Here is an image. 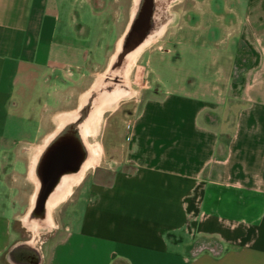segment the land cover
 <instances>
[{
	"label": "crops",
	"instance_id": "1",
	"mask_svg": "<svg viewBox=\"0 0 264 264\" xmlns=\"http://www.w3.org/2000/svg\"><path fill=\"white\" fill-rule=\"evenodd\" d=\"M78 1L103 21L98 37L89 36L79 11L66 7L72 0H0V264H264V0H243L242 16L235 8L242 0H190L189 8H178L185 22L149 58L156 72L151 91L119 114L126 123L109 125L103 167L83 178L87 168L66 191L70 195L79 183L70 198L47 204L40 216L51 227L52 209L63 202L47 240L24 237L38 183L36 155L29 164L21 152L24 143L38 141L42 124L47 130L40 112L33 114L34 84L40 75L82 78L114 50L77 106L58 114L38 153L61 117L75 111L105 73L133 18L134 10L118 32L111 0ZM211 20L227 31L223 37ZM185 27L194 31L193 40L181 32ZM242 42L254 57L236 76ZM156 58L177 74L164 75ZM23 76L31 83L25 117L18 86ZM218 116L237 118L222 123ZM106 163L115 164L107 178ZM24 180L32 182L28 208Z\"/></svg>",
	"mask_w": 264,
	"mask_h": 264
},
{
	"label": "rangeland",
	"instance_id": "2",
	"mask_svg": "<svg viewBox=\"0 0 264 264\" xmlns=\"http://www.w3.org/2000/svg\"><path fill=\"white\" fill-rule=\"evenodd\" d=\"M102 1L104 2L108 0H102ZM72 2H73L72 4H68L66 7L71 8L72 11H77V12L79 11L81 13L83 17L82 18L83 21L86 22V24L91 29V33L89 34V36H91L92 38H95L101 35L104 31L103 21H101L100 19L95 20L94 17H92L87 5L79 7L78 0H72ZM110 2H111V4L109 3L110 11H112L114 15L119 17L118 32H120V30H124V28L129 22V17L135 8L134 0L133 1L132 0H111ZM144 2L145 3L142 5V8L140 9V12L137 15V19H136V26L139 27V35H143L149 32H153L155 34V32L159 28H161V30L159 34H157V36L153 38V40L137 55L136 60L131 67V70L129 73L130 88H131L130 95L121 99L115 106H113L110 109H106L102 113L100 122L98 123L97 128H96L98 135L96 134L93 138L94 141H98L101 143L102 152H101L100 158L98 159L97 164L93 167L88 168L84 176H86L88 173H92L96 167H99L98 166L99 164L101 165L100 167H103L104 165V163L101 162V157L103 156V153H104L102 142L105 139V145L108 146L112 140L109 136V131H110L109 125L115 122L116 123L118 122L121 124L126 123V121L119 119V116H121L119 114L126 112V107L129 103L131 105H134L136 103L135 99H140L144 97L145 94L151 91L149 80L156 76V72L151 71L149 69V58L151 54L152 55L160 54L162 48L165 46L164 41L166 40L167 33L177 28L178 26H180L183 22H185L180 19L181 14L177 13L178 8L181 9L183 7L184 9H186L191 6L189 3L190 0H145ZM119 5L121 6L118 7ZM243 7H244L243 0L240 1V3H236L235 5V8L238 11L240 16H242L244 12ZM117 9L118 11H116ZM154 15L156 16L155 18H153ZM225 17L227 18L226 21L228 22V19L231 18V14L226 12ZM212 23L216 25L215 26L212 25L211 27L214 28L215 32L218 33L220 37H223L224 33H226L227 31L222 28H217L216 20L215 21L211 20L210 24ZM190 30L191 29H188L185 27L181 30V32L185 33L189 31L186 37L189 38L190 40H193L194 31L192 32ZM122 33L123 31L119 33L120 35L118 36V38L121 36ZM115 35L116 33H113V32L108 34L107 37H108V40L110 41V44H112ZM208 40H209L208 42L213 41L212 39H208ZM227 41H228V38H227ZM242 43L243 44H241V47L239 48V51L237 54L236 67H235L236 76L240 73V70L247 63L253 60V57H254V55L250 54L249 47L247 46V44H245L244 42ZM112 52H109L108 60ZM97 56H98L97 58L99 59L98 63H103L104 56L103 55L101 56L97 55ZM108 60L107 62H105L104 66L102 67H98L96 69H88L86 71V76H83L82 78H78V76H75L74 73L68 75L71 78L63 74H59V76H55V77L52 76L50 77L49 80H44L42 75H40L37 78V81L34 84V90H33L34 91L33 92V103H34L33 114L36 118L38 116V111L40 112L41 117L43 118L42 122H44L45 120L47 130L45 131V128L42 127L43 125L42 124L40 126L41 127L40 136L37 138L38 141L33 144H27V143L23 144L24 149L21 152V154H23L25 158V162H29L30 164L31 158L34 155H36L38 149L40 148V145L43 143L45 138L56 128L57 121H58V114L62 111L73 109L74 107L77 106L81 93L91 85V83L95 79V75L99 72H102L106 68ZM243 60H244V63L243 62L241 63V61ZM152 62L156 66L160 64V67L162 68L161 71L163 72L164 75L173 76L177 74L174 69L167 68V66L165 67L166 63L159 61L157 58L155 60L153 59ZM127 65H128V62H127ZM125 76L126 75L124 74V78ZM30 84L31 83H29V81H27L24 76L19 79V84H18L19 91L23 96V97L21 96L20 104H21L22 114L24 115V117L29 109L28 102H26V100L28 98V95H30L28 92V89L31 88ZM20 87H23L24 89L22 90V92L20 90ZM53 88L55 90H51ZM48 89H50L53 92L48 93L47 92ZM239 90L240 89H238V91ZM18 98H20V94L19 96L18 95H15V97L13 96L9 102L11 103L12 101H16V100L19 101ZM232 106L234 108L239 107L238 103H235V104L233 103ZM236 118L237 117L235 116H232V117L218 116L217 117L218 122L223 123L225 121L226 123L230 122L232 124L236 121ZM22 121H23L22 123L24 127L25 126L27 127L28 120L26 118H23ZM106 127L107 129H106L105 138H104L103 132ZM106 165L107 166H104V167L106 169L105 173H106V178H107V175H110L113 172V167L115 166V164L106 163ZM25 166L26 165L21 164L20 165L21 170H25ZM6 170L7 172L10 171V167L8 165L6 166ZM78 184L79 183L75 184L72 187V191L75 190ZM23 186H25L26 188L25 190H21V192L24 195L23 200H22L24 201L23 206L24 207L27 206L28 208V206H30L28 198L30 197V193L32 191V182H30V180H24ZM72 191L70 195L67 196L66 199L72 196L71 195ZM62 203L63 202H60L57 206H55L52 209L51 215L53 218V226L51 227H47L43 224L42 217L40 216L39 208L38 207L32 208L31 212L27 215L28 217L32 216L33 218H35L38 225L34 229L31 227V224H32L31 221L23 220V223L26 225V227H24V230H25L24 237L32 238L33 240H36L38 243L40 241L47 240L50 233L52 232V229L55 228L56 216L58 215V210ZM45 247H47V244L45 245Z\"/></svg>",
	"mask_w": 264,
	"mask_h": 264
},
{
	"label": "bare ground",
	"instance_id": "3",
	"mask_svg": "<svg viewBox=\"0 0 264 264\" xmlns=\"http://www.w3.org/2000/svg\"><path fill=\"white\" fill-rule=\"evenodd\" d=\"M144 1L138 0L133 14V27L125 38H121L118 42L117 51L112 56L109 64L111 66L110 73L87 96L84 107L76 114L69 116L66 122H63L64 126L62 129L51 138L37 158L33 170V176L38 183V194L35 198L34 208L38 207L40 214L43 213L48 203L54 204L57 202L59 199L58 194L69 182L66 177L76 174L81 165L90 158L88 151L84 148L81 131L94 113L101 109L103 111L99 114L95 128L91 127L89 129L87 137L90 142L98 145L100 154L102 152L100 143L93 140L97 134L96 128L100 122L102 113L106 109L112 108L108 104V101L120 95L121 91L125 88L123 83L125 70H129L130 73L131 67L140 53L139 46L153 35V32L139 35V27L136 26L137 15L145 3ZM155 17L154 15L153 18ZM127 62L129 63L128 65ZM131 63L132 65L130 66ZM73 149L78 153L77 160L68 171L60 170L61 167L56 166V162L64 160ZM28 220L32 222L31 227L35 229L38 225L36 219L31 216Z\"/></svg>",
	"mask_w": 264,
	"mask_h": 264
},
{
	"label": "flooded vegetation",
	"instance_id": "4",
	"mask_svg": "<svg viewBox=\"0 0 264 264\" xmlns=\"http://www.w3.org/2000/svg\"><path fill=\"white\" fill-rule=\"evenodd\" d=\"M132 1H133V0H132ZM135 1L138 2V0H135ZM118 7H119V6H118ZM134 10H135V9H134ZM133 14H134V12H133ZM130 16H131V15H130ZM129 20H130V17H129ZM132 27H133V18H132V23H131L130 31H131ZM124 29H125V28H124ZM160 30H161V28H160ZM160 30H159V32H160ZM123 31H124V30H123ZM130 31H129V32H130ZM159 32H158V34H159ZM124 34H125V33H124ZM124 34H123V35H124ZM121 38H122V37H121ZM121 38H120V39H121ZM149 41H150V40L147 39V40H145V41L139 46L138 49H139L140 52H141V51H142V50H143V49L149 44ZM114 49H115V48H114ZM113 51H114V50H113ZM116 51H117V49H116ZM116 51H115V52H116ZM128 64H129V63H128ZM131 65H132V63L130 64V66H131ZM129 68H130V67H129ZM106 72H107V70L105 71V73H104L100 78H98V80L94 83V85L88 90V92L85 94V96H84V98H83L81 104L79 105V107H78L75 111H73V112H69V113H66V114H64V115L61 117L60 123H59V125H58V127H60L59 131H60V130L62 129V127L64 126L63 122H66V120L68 119L69 116L76 114L77 112H79V111L84 107V105H85V103H86V98H87V96H88L91 92H93V91L95 90V88H97V87L102 83V79L105 77ZM107 74H108V73H107ZM125 75H126V76H125V78L123 79V83H124V87H125V88L121 91V94H120V95H118V96H116L115 98H113L112 100H109V101H108V104H110L111 107L115 106V105L118 103V101H120L121 99H123V98L129 96L130 93H131L130 80H129V70H128V71L125 70ZM102 111H103V109L99 110L98 112H95L94 115L92 116V118H90V119L86 122V124L84 125V127H83V129H82V131H81V138H82V140H83L84 148L86 149V151H88V153H89V155H90V158H89L87 161H85V162L81 165L80 169L78 170V172H77L76 174H74V175H68V176L66 177V178H68L69 182L66 184V186H65V187L60 191V193L58 194L59 199L57 200V202H58L60 199L65 198V197L69 194L70 191H68V192H66V191L69 189V187H70L73 183L77 182V181L80 179V177L82 176V174L84 173V171H85L87 168H90V167L95 166V165L97 164V162H98L99 156L101 155L100 152H99V149H98V145L95 144L94 142H90V141L88 140L87 134H88V131H89V129H90L91 127H93V129L95 128L96 121H97V119H98V117H99V114H100ZM59 131H58V132H59ZM58 132H57V133H58ZM57 133H56V134H57ZM54 135H55V134H54ZM54 135H53V136H54ZM53 136H51L50 138H48L47 141L49 142ZM37 158H38V157H35L34 160H33L32 172H33L34 167H35V165H36ZM77 158H78V153L76 152L75 149H73V151H72L71 153H68V154H67V156H66V158H65L64 160L56 162L55 165L61 167L60 170L68 171V170L70 169V167L73 165V163L77 160ZM63 177H64V176H63ZM84 177H85V176H84ZM84 177H83V178H84ZM65 192H66V195L64 196ZM57 202H56V203H57ZM54 204H55V203H54ZM54 204L48 203V206L51 207V206H53Z\"/></svg>",
	"mask_w": 264,
	"mask_h": 264
},
{
	"label": "trees",
	"instance_id": "5",
	"mask_svg": "<svg viewBox=\"0 0 264 264\" xmlns=\"http://www.w3.org/2000/svg\"><path fill=\"white\" fill-rule=\"evenodd\" d=\"M137 3H138V2L135 1V6H136ZM131 23H132V19H131V21H130V24H129V26H128L126 32H125V34L122 36V39L125 38V36L129 33V31H130V27H131ZM159 30H160V28L155 32V34L153 33V35H151L148 39L151 40L152 37H154L156 34H158ZM110 70H111V66L108 67L107 72H106V74H105V77L110 73ZM107 73H108V74H107ZM59 129H60V127H58V128L55 130V132H53V133L49 136V138H50L51 136H53L54 134H56V133L59 131ZM47 140H48V139H47ZM47 144H48V141H47V142L45 143V145L39 150V152L36 154V157H38V156L41 154L42 150L47 146Z\"/></svg>",
	"mask_w": 264,
	"mask_h": 264
}]
</instances>
